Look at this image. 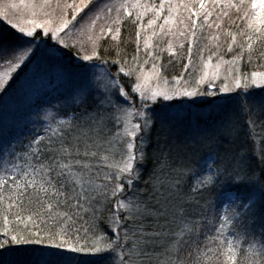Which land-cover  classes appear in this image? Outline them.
I'll use <instances>...</instances> for the list:
<instances>
[{"label":"snow or ice","instance_id":"6c2138e0","mask_svg":"<svg viewBox=\"0 0 264 264\" xmlns=\"http://www.w3.org/2000/svg\"><path fill=\"white\" fill-rule=\"evenodd\" d=\"M9 7L22 8L27 14L23 25L11 24L19 33L16 42L8 44L0 40V67L6 69L0 75V90L4 76L27 67L36 61L38 54L59 68L66 79L70 77L63 65L66 49H75L76 57L82 61L98 63L80 65L84 69L81 83L75 96L69 93L76 109L71 115L66 105H58L56 112L61 118L47 113L43 117L46 123L39 125L41 131L32 129L35 135L27 150H17L11 144L0 149V210L4 212L0 264H5L3 253L19 250L35 255L29 264H74L76 253L102 251L114 257V264H142L140 258L151 259L153 246L162 239L176 247L173 257L171 249L164 246L168 264H185L180 256L185 250H189L192 258L190 264H203L204 259L210 264H238L242 246L249 244L250 239L256 240L253 229L256 223L260 228L259 255L264 264V172L257 175L248 170L243 157H230L226 152H214L210 148L206 162L196 168L181 162L164 193L158 189H141V184L154 180L153 177L145 181L143 176L151 133L158 122L163 127L172 119L170 114L158 113L156 106L163 104L164 108H171V102L177 98L194 102L198 96L228 94L233 89H248L250 85L264 87V71L253 70L245 76L243 70L237 75L235 68L236 61L243 60L245 48L249 63L253 56L264 59V51L256 52L253 44L257 41L264 45V0H254L250 5L244 0L235 3L233 0L207 3L206 0L175 3L125 0L103 8L95 0H22L21 4ZM213 9L218 12V20L235 15L243 21L235 34L227 33L231 43L226 51L234 56L225 62L230 67L223 79L218 71L205 70L211 67L214 54L220 60L223 56L201 48L197 39V30L206 24L217 30L221 28L219 23H208ZM149 12L151 15L145 22ZM102 17L111 25L117 21L122 25L127 18L141 30L152 29V36L157 34L156 29L167 35L173 32L172 26L182 24L186 31L179 35L191 38L186 56L180 57L187 60L183 65V73L187 75L182 73L171 81L163 76V64L159 71L156 64L161 55L147 40L143 47L139 43L144 39L142 31L136 33L137 53L143 51L144 58L132 55L125 60L121 55L109 64L94 33L99 32L110 47L120 48L121 27L109 24L101 27ZM237 36L246 37L239 50ZM201 38L207 39L202 34ZM219 38V34L211 36L212 40ZM183 47L181 44L180 48ZM193 47L200 61L198 68L193 60ZM149 50H152L151 60ZM205 50L209 52L207 57L203 55ZM149 62L152 75L146 77L141 65ZM36 66L39 69L41 64L37 62ZM100 66H103L102 75L95 71ZM152 77L163 80L166 87L161 88L159 83L155 90L147 87ZM201 85L206 87L201 89ZM93 96L95 99L90 102ZM228 98L221 95V99ZM218 185L223 187L216 194L218 203L213 212L206 197ZM192 208L199 211L193 213ZM149 218H154L155 227L145 223ZM161 220L166 224L179 221L183 226L179 234L174 229L165 233L166 224H160ZM90 239L93 242L89 243ZM13 245L31 247L19 249ZM193 245L194 256L190 251ZM245 264H249L247 258Z\"/></svg>","mask_w":264,"mask_h":264},{"label":"rangeland","instance_id":"374dc122","mask_svg":"<svg viewBox=\"0 0 264 264\" xmlns=\"http://www.w3.org/2000/svg\"><path fill=\"white\" fill-rule=\"evenodd\" d=\"M1 1L2 0H0V23L9 29L16 38L19 33L16 29L11 27V24L18 23L23 25L25 23V15L27 13L26 10L22 8L14 9L9 6L11 4H21L22 0ZM95 2L100 8H103L105 5L117 2L124 3L125 0H95ZM141 2L153 3L159 2V0H141ZM173 2L175 3L177 0H173ZM207 2L208 0H206V3ZM235 2L236 0H233V3ZM244 2L250 5L254 2V0H244ZM218 7L219 5H217V8ZM181 11L183 12V10ZM231 12L234 13L235 9H232ZM5 13L7 14L5 15ZM109 15L112 16L113 13H109ZM150 15L151 13L149 12L144 17L145 22ZM217 15V10L213 9L212 20L208 23L221 24V28L219 30H217L214 26L210 28L207 24L203 27V29L197 30V39L199 40L200 47L213 50L214 53L217 52L215 49L218 41L212 40L211 36L219 34V40L225 39L222 37L221 31L222 27H224V23L228 21L218 20ZM234 17L235 15H233V18ZM231 23H234V21L230 20L229 25H231ZM104 24L111 25V22L105 21L102 17L100 26L102 27ZM111 26H120L121 28L126 27V30L129 32L131 31L133 35L132 37H134L132 41H128V43L126 42L127 47L121 54L125 60H129L132 55H138L141 59L144 58L143 51L137 53L136 33L137 31H142L144 39H141L139 42L141 47H143L145 40H147L148 43L153 45V49L161 55V60L156 61L157 70L159 71L161 64H163L164 71L162 75L169 81H171L174 76H178L183 73V65L187 63V60H182L180 57L186 56L187 49L191 46V38L190 36L179 35V32L186 31L182 24L172 26L173 32L167 35L160 34L159 29H156L157 34L155 36H152V29L145 27L141 30L137 24L129 23L127 18L124 19L122 25H120V21H117L115 25ZM201 34L207 39L201 38ZM94 35L96 42L99 44V39H101L99 32H95ZM0 40H3L5 43L12 44V42L5 40L4 37L1 36ZM68 42L72 43L73 41L69 40ZM181 44L184 46L183 49L180 48ZM133 47L135 48L134 51L129 53ZM151 51L152 50H149L150 60ZM173 52H175L176 55H172ZM184 52L186 53L182 55ZM65 53L66 55L63 59V65L67 72L70 73V77L67 79L61 73L59 68L51 66V62L42 60L39 54L36 61L29 64L27 67H22L21 69L13 72L11 75L3 77V90H0V95L4 91H7L8 88H11L8 92L9 94L0 103V149H6L11 144L15 146L17 150H27V144L32 136L35 135L32 129L36 128V131H41L39 125L46 123L43 120V117L47 113H52L56 119H59L61 117L58 116L56 112L58 105H66V110L69 115L76 110L75 105L72 104L71 101L72 96H75L76 90L81 83V76L84 69L81 68L80 65L98 62L95 60L85 62L78 59L76 57L75 49H72L71 51L66 49ZM193 53V60L198 68L200 61L195 55L196 48L194 47ZM208 54L209 52L207 50L203 52L205 57H207ZM178 55L180 56L177 57ZM232 59L233 58L231 57H223V60H220L214 54L211 61V67L205 70L210 73H216L218 71L221 79H223L226 69L230 67V65L225 62L231 61ZM170 60L172 63H169ZM37 62L41 64L39 69H37L36 66ZM108 63L111 64L110 61H108ZM246 63L247 62L244 61V59L236 61L235 68L237 69V75L240 74V70H243L245 76L251 73L252 70L248 71ZM68 65H71L73 69ZM217 65H219L218 69L216 67ZM141 69L146 77L152 75L150 62L148 64L141 65ZM5 71V68L0 67V75H3ZM95 71L98 75H102L103 66L98 67ZM183 74L187 75V73ZM123 79L127 80L126 77ZM157 83L160 84L161 88L166 87L163 80L157 81L155 77H152L151 82L146 86L155 90ZM216 83L219 85L220 81H216ZM204 87H206V85H201V89ZM209 91L213 90L209 89ZM245 92L249 93V95L246 96ZM69 93H72V96H70ZM255 94L256 96H254ZM221 95H226L229 98L221 99ZM94 99V96L90 98V102ZM235 102L238 104L233 106ZM171 103L173 105L171 108H164L163 104L156 106L158 113L170 114L172 119L167 121L163 127L158 122L154 131L151 133V142L147 152L149 158H153L154 163L158 165L155 167L154 172L157 168L158 172L160 169L161 171L150 177H154V180L151 182L141 184V189H158L160 193H164L169 188L170 182L173 180L175 175V169L179 167L181 162L188 165V167L196 168L200 164L206 162L209 156L210 148L216 152L212 142L223 131H229V134H232L235 131L234 129H242L244 125L250 129H264V87L250 85L248 89H233V91L228 94H220L217 92L215 96H198L194 98V102L188 98H177ZM229 103L230 105H228ZM195 116H198V123H189V121ZM49 119L51 120V117ZM210 122H212V124L208 126ZM53 126H55L54 123ZM236 143L231 144L230 148L238 151L240 145L237 144V146H235ZM257 156L259 160H261V164L258 165V168L249 165L245 156L241 157H243L244 164L247 169L254 171L257 175H259V171L264 172V149H262ZM166 172L167 176L165 175ZM145 174L146 173L143 171V176H145ZM150 178L145 179L144 177V180L150 181ZM196 182L197 181H192V183ZM221 187H223V185H218L215 192H213L211 196L206 197L207 200L211 201V210L213 212L217 209L218 201L216 194L220 192ZM220 199H226V197H221ZM190 211L196 213L199 209L192 208ZM205 211H207V209H205ZM153 219L154 218H149L145 221V223L149 226L155 227ZM159 223L162 225L166 224L164 220H161ZM182 226L183 225L179 221L176 223H167L164 231L167 233L169 229H174L179 234L180 227ZM253 229L256 232V240L253 241L250 239L249 244L257 246L256 249L261 250V245L258 242L260 240L259 224L256 223L253 225ZM91 242L93 241L90 239L89 243ZM205 243H207V241H205ZM249 244H246V247H249ZM166 245L171 249L170 255L174 257L176 255V247L170 244L167 239H162L153 246V249L151 250V259L147 257L140 258L142 264H168L167 256L164 254V246ZM101 246H103V242H101ZM203 251V244H201V254ZM184 253L185 251L180 253L181 258L184 259L185 264H190L192 258L184 257ZM74 255V264H114V257L110 256L107 251L98 253L82 252ZM34 258L35 255L30 252V255L22 258V260H18L16 264H29V262ZM203 261H206L207 263L209 262L207 259H204Z\"/></svg>","mask_w":264,"mask_h":264},{"label":"trees","instance_id":"16d2710c","mask_svg":"<svg viewBox=\"0 0 264 264\" xmlns=\"http://www.w3.org/2000/svg\"><path fill=\"white\" fill-rule=\"evenodd\" d=\"M5 1L2 0L1 2H5ZM223 20H228L224 23V27H222V31H221L222 37H224L225 39H222V40L220 39L218 41L219 48H216L215 50L218 53H220L223 57L233 58L234 53L226 51L228 45L231 43L230 39L227 36V33L229 31H231L233 34H235L236 28L238 26H240L243 23V21L236 19V17L233 18V16L231 19L224 18ZM230 20L234 21V23H231V25H229ZM0 36L4 37V39L9 41V42H12V43L16 42L15 41V39H16L15 35L9 29L4 27L1 23H0ZM132 36L133 35H132L131 31L129 32L126 30V27H122L119 40L123 41V43H122L120 48L110 47V45L108 43H106L105 41H102V39H99V44L101 45L100 51L102 52L104 59L110 61V63H111V61L113 59L116 60L117 58H119L120 55L122 54V52L125 51L128 41H132V39L134 38ZM245 41H246V37L242 38L240 36H237V46H236L237 50H239L238 46L240 44L244 43ZM113 43H117V42H113ZM253 44H254V49L256 52L264 51V45L260 44L257 41H253ZM134 49L135 48L133 47L129 53L133 52ZM242 51H243V55H244L243 59H244V61L247 62L246 65H247L248 71L249 70H252V71L253 70H256V71L264 70V67L259 66V65H264V59L257 60V58L255 56H253L252 62L249 63L247 49L245 48ZM185 53L186 52H184L182 55H184ZM179 56L180 55H178L177 57H179ZM68 66L70 68H72L71 65H68ZM10 88H8L7 91H4L0 95V103L9 94L8 92H9ZM254 96H256V94ZM237 104L238 103L235 102V104L233 106H236ZM228 105H230V103ZM194 119H196V120H194ZM191 122H192V124L198 123V116H195L192 120L189 121V123H191ZM210 124H212V122H210L208 124V126ZM234 130L235 131L232 134H229V131H223L219 136H217L213 140L212 144L215 147L216 152H220V153L226 152L230 157L231 156H237L239 158L241 156H245V158L249 162V165L255 166L256 168H258V165L261 164L260 163L261 160H259L257 154L260 153L262 149H264V129H250L246 125H244V127L242 129H234ZM233 143H236L235 146H237V144L240 145L238 151L230 148V145ZM193 165H194V163H193ZM157 166L158 165H156L154 163V159L150 157L148 159L147 163L144 165V172L146 173L144 176L145 179H149L150 177L156 175V173L158 172V168L155 170V172H154V169ZM254 170H256V169H254ZM160 171H161V169L159 170V172ZM259 172L261 173V171H259ZM165 175L167 176V172L165 173ZM3 215H4V212L2 210H0V232H2L4 230V228H3ZM11 223H12V221L9 222V227H11ZM81 243L83 244V243H85V241H81ZM12 247L19 248V249H25V248H29L31 246H15V245H13ZM240 247L241 246H238V248H240ZM256 248H257V246L246 247V244L243 245L242 246L243 254L239 256L238 264H245L246 258L248 259L249 264H261V258L259 255L261 250H257ZM190 251L192 252V254L194 256L195 255V245H193V247ZM188 252H189V250H185V253L183 254V256L189 257ZM254 253H255V255H254ZM28 255H30V252H26L24 250H19L16 252H5V253H3L2 259L4 260L5 264H9L10 261L17 262L18 260H22V258H24ZM203 264H210V263L203 261Z\"/></svg>","mask_w":264,"mask_h":264}]
</instances>
